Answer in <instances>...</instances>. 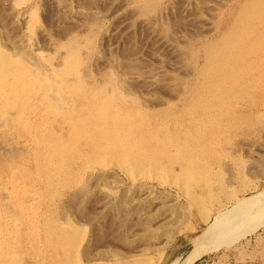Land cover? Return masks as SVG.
Here are the masks:
<instances>
[{"label": "bare ground", "instance_id": "1", "mask_svg": "<svg viewBox=\"0 0 264 264\" xmlns=\"http://www.w3.org/2000/svg\"><path fill=\"white\" fill-rule=\"evenodd\" d=\"M42 1L44 3H42ZM61 1H63V0H61ZM64 1H66V0H64ZM64 1H63L64 6L62 8L66 7L65 4L69 5V4L65 3ZM86 1H88V0H85L83 2H86ZM91 1H89V3H91ZM108 1L110 4V5L107 4V5H109V8H108V10H106L103 13L101 11H97L96 9H94L93 5H92L93 9L89 8L90 6L87 7L88 8L87 12L89 14H87V12L85 11L86 9L85 10L81 9L84 12L83 14H85L87 16L88 15L91 16L88 23L86 24V29H85L88 32L89 36H85L84 39H82V38H80V36L72 35V33L68 32L66 29L59 28V27H57V25H55V24H57L56 23L57 19L59 21H61L60 20L61 18L59 19V12L60 11H58V8H59V5H62V3L59 0L55 1V5L51 2V0H48V1L47 0H41L40 4H41V6L44 7V8H42L43 9V11H42L43 13L41 15L43 18L42 20H44L51 27H54L53 25H55V30L53 29V31L55 32V36H61L60 38L66 39V41L64 43L60 40L62 42L61 48L63 51H60V53L55 57V59L53 61L52 60L50 61V59H48L47 53H49L48 52L49 49L48 50L45 49L47 53L42 52V51L40 52L41 49L37 48L36 46H35L36 49L33 50L32 52H30L28 50H25V51L23 50L24 52L23 51L18 52V54H17V55H19L18 57L23 58V59H20L21 61L19 59L18 60L12 59L11 58L12 56H10L9 54H4L6 51H3V52L1 51L2 53L0 52V127L1 126H4V127L7 126L9 128V130H11L12 125L15 124L23 132L27 133V137H28L27 138V140H28L27 146H29V149L32 152L34 161L35 162L37 161V164H38L37 167L35 168L36 171L41 170V172H42L44 169L45 172L43 171L44 172L43 174H56L54 177H52L53 180H59L60 174H64V175L66 174V176L69 179L71 178L72 174H78V175H75L74 177L72 176L73 179L67 181L68 185L63 184L66 187V189H69L68 191H70V190L73 191V192H71L72 194H77L76 192L79 193V191H77V189L79 186L81 187V183L83 182L82 180H83V178H85V177H83V174H93L95 172H101V173L105 172L106 173L108 171H112L110 169L108 171L106 170L107 167H105V165H104V161L106 159L115 160L117 162V164L121 167L120 169L123 172V175L125 174L127 179L131 182L130 186L128 185L130 187V189H134V190L137 189L138 192L140 190V191H142V195H143V193H145V194L150 193L149 192L150 189H149L148 179L145 177L137 178V176H145L146 175L148 177V175H147L148 173L153 174L154 176L155 175L156 176H162L164 174H169L170 176L169 175L168 176L171 179L170 184L177 187L183 193L184 197H190V198L194 197L195 196L194 191L197 190V187L202 188L200 190H204L206 193H211V191L214 189V187L212 186V183H211L212 181L209 182L207 179L205 181V183H203L201 185L200 180H202V178H205L206 176L210 178L211 177L210 173H212V171H214V168L210 167V166L204 168V166L202 167L201 164H199L197 162L200 158L199 155L202 156V154H203V150L200 151V149L202 147V141L206 140V137L204 135L211 134L210 131L205 132L206 126L208 125L211 127V123H210L209 118L211 117V115H213L212 112L215 111L216 109H220L223 116H226L227 118L232 117L234 124L235 123L236 124L246 123L245 118L239 116L240 111L239 112L237 111V113H236V110H237L236 107L237 106L235 105L236 106L235 107L230 103V101H232V100H234L235 102L236 101H239L242 103L246 102L247 104H250L251 106H257L258 105V102H257L258 100L254 97V95H255V92L257 91L258 87H260V82L259 83L255 82L254 77L255 76H259L260 78L262 76L264 77V0H243L242 3H240V4L238 3L239 7L236 8L237 10H235L234 15L231 17V20L229 22H227V20H226L227 23H224L225 27L222 30L219 27V24L221 25V23L223 22L224 19L223 18L221 19V16H222L221 12L217 13V15H215L216 18H214V19H217V20L219 19V20L216 21V26H214L215 24L214 25L212 24V27H213V30L218 29V31H220V30L221 31L214 38H210V39L206 38L207 34H206V31H203V29H206L205 26H207L208 20L204 17H203L204 19L202 17H199L200 20L202 18V20H201L202 22L200 21L199 23L201 24L200 28L204 34L202 33V31H201V34L198 33L199 35L196 34V32H195V34L197 36L196 37L193 36V38L191 37V40H188V42H186V44H183L185 49L176 51V52H178V56L175 53L176 54V57H175L176 61L178 59V63L180 61L182 63H184L188 67L187 74H190L188 76L189 77L191 76V79L193 78L192 80L190 79L191 82L189 81V84L185 88L178 91L179 93L183 92L185 90L190 91V96H188V97H190L189 100L188 101L185 100L189 106L188 110H190L189 115H187V116H186V114L184 116H182V114L180 113L181 110L176 112L175 108L173 107L174 103L172 104L171 107L168 105V107L165 108L164 111H162L161 113L159 112V114H157V115L149 113V112L144 111V110H140V109H139V111H137V110L132 111L134 109L133 107L135 105H141V104L137 100H135L134 98H129L130 96L128 97V93H130V92H129V90L128 91L125 90L127 88V87H125V85L128 81H131L132 79H137L140 81L141 78L139 77L140 75H138V76H136L135 74L131 75V74H129V72H124L123 69H121V70H123L122 73L121 74L119 73V75H118V74H116L117 72L115 73V71H114L115 68L113 69L111 67L112 69H109L110 67L109 68L107 67L108 64L107 65L104 64L108 69H107V72H104V74L102 71L106 70V69L104 68V69L100 70V72H102V74H103V77H102L103 81L100 83H88V82H86V79H88V77H90L89 76L90 74L88 73V68H90V67H89V65H87L88 63L82 62V58H84V56H87V55L93 54V53H95L98 57V55H99V53L97 52L98 49H96L94 47V42H96L97 37L94 35L96 34L95 32L99 31L100 27L102 28L103 20L105 18L109 17V14L110 15H116V13H118L121 9L128 6L129 3H132L131 4L132 7H130V9H132L131 10L132 14L137 16L136 18L139 19L138 22L144 23L143 21L148 20V18H150L152 13L158 7L159 2L161 0H119V2L117 1V3H115L114 0H108ZM231 1L232 0H227L225 2V0H224V2H221V1L218 2L219 4L221 3L220 6L222 5V7H220L217 2L212 1V4H209L207 6V8L206 7L205 8L210 10V11L215 12V14H216L217 6H219L220 8L225 10L229 6ZM53 2H54V0H53ZM197 3H199V0ZM13 4H11V5L9 4V5L15 7V6L21 5L22 3L21 2L17 3L15 6ZM7 5H6V7H7ZM31 5L33 6V3ZM215 5H216V7H215ZM62 8H59V9L61 10ZM29 9H30V11L28 12L29 13V17H28L29 21L27 23L26 22L25 23H26V29L31 33V28L33 26V22L37 19L36 6L30 7ZM64 9L66 10V8H64ZM73 9L75 10L76 8L74 7ZM73 9H71V10H73ZM127 9L130 10L129 8H127ZM206 9H204V10H206ZM71 10H70V12H71ZM109 10H110V12H109ZM195 10H198V8H196ZM21 11H19V12H21ZM232 11H233V9H232ZM232 11L230 13L227 10L225 11L226 18H228V19L230 18V16L233 13ZM66 12H68V11H66ZM197 12L195 11L194 14H196ZM13 14L15 15V13H13ZM13 14H11V15H13ZM24 14H26V13H24ZM68 14H69V12H68ZM18 15H20V13ZM72 16H71V18H72ZM213 17H210V20L213 19ZM23 18L20 16V20H22ZM13 19H15V17ZM220 20H222V21H220ZM65 21H67V20H65ZM83 21H81V22H83ZM17 22H19V21L17 20ZM71 22H73V21H71ZM25 23H23V24H25ZM99 23H101V25ZM123 23H124V21H123ZM115 24H117V23H115ZM124 24H126V23H124ZM146 24L147 23H144V26H146ZM0 25H2V24H0ZM62 25H63V23H62ZM79 25H81V24H79ZM117 25H119V24H117ZM147 25L149 26V24H147ZM13 26H15V25H13ZM67 26H68V24H67ZM67 26H66V28L70 27V26L69 27H67ZM162 26H163V24H162ZM71 27H73L72 24H71ZM122 27H123V24H122ZM162 28H164V27H162ZM165 28L162 29L163 30L161 32L162 34L161 33L158 34V33L154 32V35L157 34V36L154 38L155 43L157 45H159L157 47L163 48V47H168V45H169V43L167 42V40L164 37L165 35L163 34V33L166 34ZM79 29L81 30V27ZM83 29L81 31H83ZM105 29H103V30H105ZM123 29L121 31H123ZM140 29H142V28H140ZM148 29H150V28H148ZM106 30H109V29H106ZM1 31H3V30H1ZM28 31H26V33H28ZM45 31H48V30L46 29V30H44V32ZM74 31H76V30H74ZM11 32H13V31H11ZM38 33H39V31H38ZM38 33L36 32V34H38ZM108 33L110 34V32H108ZM17 34H19V33H17ZM44 34H46V33L41 32V35H43V36H41V35L40 36L44 37V38L42 40V39H40L41 37L39 36L40 41L41 40L44 41V39H46ZM101 34H103V33H101ZM191 34H192V32L190 33V35ZM29 35H31V34H29ZM49 35H51V34H48V37H49ZM84 35H87V34H84ZM114 35H116V33ZM16 36L17 35H15V37ZM55 36L53 35V37H55ZM185 36H187V35H185ZM5 37H6V35H5ZM15 37H13V38H15ZM177 37L179 38V36H177ZM151 38L153 39V37H151ZM183 38H182V40H183ZM0 39H1V36H0ZM56 39H59V38H55L53 40L55 41ZM11 40H12V38H11ZM15 40H17V39H15ZM149 40H151V39H149ZM9 41L10 40L8 39V43H9ZM22 41H24V40L22 39ZM26 41H27V39H26ZM26 41H24L23 45L25 44ZM101 41L102 40H99L98 42H101ZM183 41L185 42L186 40H183ZM5 42L6 41H4V43ZM14 42H15V44L12 42L14 45V50L16 49L15 46H17V49L21 48L23 46V45L22 46L19 45L20 46L19 47L18 44L16 45L17 41H14ZM20 42H21V40H20ZM61 42L60 43L58 42V44H61ZM107 42H110V41L108 40ZM173 42H174V40H173ZM44 43L46 44L48 42L44 41ZM49 43H50V41H49ZM197 43H198V45H197ZM10 44H11V42H10ZM53 44H55V42ZM170 44H173V43H170ZM13 45L11 44L10 46L13 47ZM38 45L40 47L39 42H38ZM50 45H52V43ZM106 45H108V44H106ZM153 45L151 46L152 48H153ZM173 45H175V44H173ZM155 46L156 45H154V47ZM24 47H25V45L22 48L24 49ZM171 47H172V49L175 48L173 46H171ZM171 47H169L170 50H172ZM45 48H47V45ZM48 48H50V46ZM51 48H53V47H51ZM113 48H115V46ZM162 48H161V51H162ZM7 49H10V48L8 47ZM53 49L56 50L57 48H53ZM100 49H101V47H100ZM107 49H108V47H107ZM51 50L52 49H50V52H51ZM167 50H168V48H167ZM11 51H13L12 48L10 49V52ZM106 51L109 52V54L108 53L107 54H108V57H110V59H111L109 64L111 63L113 65V63L117 62V60H116L117 57H114L115 59L112 58L111 55L114 53H112L110 55V52H112V51H108V50H106ZM164 51H166V50H163V53L165 54L167 51L166 52H164ZM173 51H175V50H172L170 53H173ZM56 52H57V50H56ZM152 52H155V51H152ZM6 53H8V52H6ZM43 53H45V54H43ZM52 53L53 52H51V54ZM155 53H153L152 56L157 61H160L161 56L159 57V55H156ZM131 55H133V54L131 53ZM172 56H175V55H172ZM172 56H170V57H172ZM106 57H107V55H106ZM170 57H168V58H170ZM89 58H91V57H89ZM128 58H130V56ZM154 58H153V60H154ZM163 58H165V56L162 57V61H165V60H163ZM15 59H16V57H15ZM104 59H106V58H104ZM123 59H125V58H123ZM121 60L122 59H120V61ZM127 60L128 61H126V62H129V59H127ZM95 61L96 60H94V62H93L94 65H95ZM167 61H170L169 65H168V63L166 64V62H165L166 66L167 65L170 66L169 68L172 67L171 65H174L175 66L174 68L177 67V64L175 63V60L173 58L170 60H167ZM137 62H139V61H137ZM137 62H135V63H137ZM162 63L164 64V62H162ZM108 66H110V65H108ZM123 66H124V64H123ZM127 66L128 65H126V67H124V68H127ZM102 67H104V66L102 65ZM135 67H136V65L134 66V64H133V68H135ZM154 69H151V71H153ZM158 70H159V68H158ZM181 71H183V70L181 69ZM98 72H99V70H98ZM175 74H173V75H175ZM182 74H184V72ZM187 74H185L186 78H187V76H186ZM91 76H92V74H91ZM151 76L153 79V75H151ZM121 77H124L125 81L123 80V78L121 79ZM156 77H158V76H156ZM162 77H164V76H162ZM176 77H179V75H177ZM183 77H182V79H183ZM98 78L100 79V77H98ZM159 78H160V76H159ZM164 78H166V77H164ZM6 79H7V86H5V84H4V81ZM93 79H95V78H93ZM258 79H256V80H258ZM160 80H161V78H160ZM143 81H142V83H143ZM145 81H147V80L145 79ZM169 81H170V79H169ZM92 82H94V80ZM148 83L149 84H147V85H151L149 81H148ZM152 83H155V82L153 81ZM132 84H134V83H131V85ZM139 84L140 83H138L137 85H139ZM169 84H170V82H169ZM169 84L164 83V85L167 87ZM175 84H176V82H175ZM183 84H180V85H183ZM250 84H254L253 87L257 86V89L254 88V90H253V88H250V86H251ZM128 85H130V84H128ZM170 85L172 86V84H170ZM174 86H178V85H174ZM176 88H178V87H176ZM130 94H132V93H130ZM177 96H179V95H177ZM138 97H141V96L138 95ZM185 97L186 96H184V98ZM146 99H148V98H146ZM172 99H174V98L171 97V100ZM143 100H144V98H143ZM182 100H184V99H182ZM261 100H259L260 103L262 102ZM146 103H147V101H146ZM158 103H159V101H158ZM178 103H180V102L178 101ZM160 104H162V103H160ZM6 105H7V107H9V106L10 107H12V106L16 107L17 113H15L14 116L11 114H10V117L8 115L5 116L4 108L2 109V107H5ZM143 105H145V104H143ZM162 105L164 106V104H162ZM156 107L157 106H155V108ZM204 107L207 108V110L211 109V111H208V114H207L206 109H204ZM178 109H180V107H178ZM238 109L240 110L241 108H238ZM242 109H244V108H242ZM182 110L184 111V109H182ZM151 112H152V110H151ZM157 112H158V110H157ZM241 113H242V111H241ZM256 113H258V112H256ZM179 114H181V116L183 117V118L181 117L182 119L180 121H178V115ZM260 115H259V113L256 116L253 115L254 117H252V122H251V118H250L249 121L251 122V124L249 127L253 128V131H252L253 133H256V134H259L260 136H263L264 125L262 123H258V118ZM263 115L264 114H262V116ZM249 127H247V128H248V131L250 132ZM11 137L13 139H15V134L11 133ZM250 137H248V138H250ZM199 138H200V141H199ZM1 140H0V142H1ZM0 146H2V145H0ZM18 148H20V147H18ZM85 148H87L88 150ZM8 149H10L11 151H13V150L17 151V148H15V149L8 148ZM8 149H5V150H8ZM1 150H0V152H1ZM24 150H25V148H24ZM13 152L15 153V151H13ZM9 155L7 153L6 156L8 157ZM11 155H12V157H14L13 154H11ZM74 156H79L81 159L76 162V166L74 168H71L70 163H71V160ZM7 157H5V158H7ZM260 159L262 161V157L259 158V160ZM263 160H264V158H263ZM10 162H11V160H10ZM95 162H97L98 164H95ZM203 162H205V161H203ZM5 163H7V162H5ZM91 163L95 164V166H91ZM167 163L176 164V165L180 166L179 170L176 173H174L172 168L167 166ZM12 164H13V162H12ZM9 165L10 164H8V167H9ZM97 165L98 166L100 165V167H97ZM205 165L207 166V164H205ZM255 166H258V165H255ZM262 167H263V165H262ZM25 171H28V170L25 169ZM25 171H23L22 169H14V171H12V173L16 174V175L20 174V178H22V179H15L14 177H12L13 175L12 176L9 175L11 180L8 181V185L11 186V190L13 188V189L17 190L18 194H22V195L18 196L11 191H9V193L7 194V178H5L6 176L4 177L3 184L0 185V202L2 201L3 206L6 209H7V205L9 206V209H11V210H9V209L8 210L10 212V215L12 216L11 219L14 222L12 229L8 231L9 233L13 232L12 237L7 236V225L4 226L2 223H0V225L2 226V227L0 226V264H20V258H21L22 253H19V252H21V250L19 248L21 247L22 242H21V240L18 241V235L16 233V228L18 226V217L20 215L22 216V213L25 216V220L23 221L24 227H25L23 233L26 234V240H28V241L30 240V242L28 244L31 247L35 243L38 244L37 246H35L36 247V253L34 256H32L33 261H31L30 264H84L82 262V260H86L85 258H86L87 253L84 252L85 257L82 256L83 253L81 254V250L83 248V245L81 242V238H79V235H80V233H82L83 230L79 229L78 231L75 232V236H72V235L70 236L68 234L67 226L63 227V226H61V224H56L55 222L52 223L51 221H48V223L47 222L44 223V225L41 227V228H44V235L46 238H44V240H41V241L37 239V238H39V236H38L39 229L36 230V226L34 223L29 224V220L33 219V218H31V214L34 217L38 216V214H37L38 207L34 204V197H31L30 193L25 191L27 186H28L25 184V180H24L25 179L24 177H26ZM259 172H260V170H259ZM22 174H24V176H22ZM253 174H254V172H253ZM113 175L115 176V174H113ZM165 176H167V175H165ZM165 176H163V178ZM106 178H108V177H106ZM158 180H160V179H158ZM165 180H166V178H165ZM40 181H41V179H40ZM45 181L48 184L49 190H53L57 186L61 185V183H57L56 181L53 183L48 182L49 178H45ZM103 182H105V181H103ZM112 182H114V180ZM160 182H161V184L163 183L162 181H160ZM71 183H73V184H71ZM91 183H95V181H93ZM220 184H221V181H220ZM107 185H108V183H107ZM110 185L111 184L109 183V186ZM109 186H107V187H109ZM159 187H161V186H159ZM239 188H241V187H239ZM29 189H30V187H29ZM111 191L112 190H110V192ZM129 191H131V190H129ZM85 192H87V190H85ZM157 192H159V191H157ZM175 192H177V191H175ZM31 194H33V193H31ZM51 195H49V196H51ZM100 195H103V194H100ZM140 195H139V197H140ZM122 196H123V194H122ZM21 197H23L24 200H21ZM134 197H135V195H134ZM82 198H84V197H82V195H81V198L80 197L78 198L76 196V199L78 200L77 202H79L81 204L83 202ZM99 198H100V196H99ZM105 198H106V200H104L103 204L105 207H107L108 202H111L112 198L109 196H106ZM140 199H142V198L140 197ZM202 199H203V197L201 198L200 196H196L194 198L196 204H200L202 202ZM95 200H96V198H95ZM129 200L130 199L128 198V201ZM133 200L134 199H132V201ZM157 200H159V199H157ZM64 201H65V199H64ZM74 201H76V200H74ZM176 201H177V199H176ZM92 202H94V200ZM122 202H123V199H122L121 203ZM155 202H156V200H155ZM165 202H167V201H165ZM95 203L97 204V202H95ZM123 203H125L126 209L127 208L129 209L128 205H126L127 202H123ZM150 203H152V202H150ZM229 204H230V202H228V203L226 202V203L219 205L220 208L218 209L215 216L213 217V221L211 223H209V225H207L206 229L202 232V234L200 236L198 235V237L195 239V241H194L195 250L193 249L194 252L190 253V258H191L190 262H192V260L194 259L193 256H198L201 253L210 251V249H212L213 242L215 241L214 240L215 237L219 236V235H217L218 233H222L224 231H227L226 234L228 236H226V238L228 239L227 240V242H228L230 239L235 238L236 236L244 235L248 231H254L257 228V226L259 227L261 220L264 219V187H262L261 190L257 192V194L251 195L248 198L243 197L236 204H231V205H229ZM62 205H60L61 208H63ZM123 205H122V207H123ZM143 205H146V204H143ZM67 206L68 205H66V209H68V207L71 208L70 205L68 207ZM89 206H90V204H89ZM130 207L132 208V206H130ZM168 207L172 208L170 205ZM64 208H63V211L66 210ZM72 208H74V207H72ZM98 209H99V207H98ZM133 210H134V207H133ZM138 210L140 211L141 207ZM120 211L118 214H120L122 212V211L121 212ZM169 211H171V209ZM172 211L174 212V210H172ZM100 212H98V213L100 214ZM62 213H64V212H62ZM92 213L94 215V212H92ZM113 213H114V211H113ZM143 213H145V212H143ZM79 214H80V212H79ZM86 214H88V213H86ZM57 215H59V214H57ZM165 215H167V214H165ZM62 216H64V215L62 214ZM106 216H108V215H106ZM70 217H71V215H70ZM81 217H83V216H81ZM124 217H126V216H124ZM0 218H1V216H0ZM65 218H67V216ZM167 218H168V216L166 217V219ZM70 219H68V220H70ZM89 219L90 218L88 216V218L85 221H88ZM173 219H175V218H173ZM160 220H161V218H160ZM162 220L164 221V219H162ZM6 221H7V217L5 218L4 223H6ZM59 221H60V219H59ZM113 221H111V222H113ZM143 221L145 222V220H143ZM170 222H168L169 223L168 225H170ZM102 223H103V221H102ZM156 223H157V221H156ZM116 224H117V221H116ZM119 224H121V223L119 222ZM146 224H147V222H145V225L143 224V226L148 225V224L147 225ZM171 224L174 225L172 222H171ZM64 225H65V223H64ZM166 225H167V223L165 224V226ZM172 225H170V226H172ZM93 227H95V226L93 225ZM97 227H98V225H97ZM97 227H95V228H97ZM127 227H129V226H127ZM127 227H126V231L129 230V229H127ZM91 228H92V226H91ZM144 228H146V227H144ZM82 229H84V228H82ZM115 229H116V227H114V230ZM114 230L112 228L111 231L114 232ZM165 230H167V229H165ZM101 232H103V231H101ZM127 232L125 235H127ZM118 233H121V232L118 231ZM161 233H163L162 230H161ZM50 236H53V237H50ZM132 236H134V235L132 234L130 237H132ZM115 237H116V234H115ZM119 239H118V241H119ZM29 245H28V247H29ZM157 245H159V244L157 243ZM90 248H89V250H91ZM111 248H113V247H111ZM84 250H85V248H84ZM146 251L147 250H145L144 252H146ZM140 252H142V251H140ZM239 252H241V251H239ZM129 259H131V258L129 257ZM98 260H99V258H98ZM146 260H148V259H146ZM90 262L92 263V260H89V262L86 260V263H90ZM128 262H130V260ZM134 262H135V260H134ZM142 262H144V261H142ZM146 262H148V261H146ZM176 262L177 261H175L172 264H176ZM94 264H96V263H94ZM132 264H134V263H132Z\"/></svg>", "mask_w": 264, "mask_h": 264}, {"label": "rangeland", "instance_id": "2", "mask_svg": "<svg viewBox=\"0 0 264 264\" xmlns=\"http://www.w3.org/2000/svg\"><path fill=\"white\" fill-rule=\"evenodd\" d=\"M55 1H57V0H54V2H53V0H51V2L54 5H55ZM59 1L62 3V5H59V8H62L64 6L63 5L64 0L63 1L59 0ZM80 1L79 0H70V1L66 0V1H64L65 3H67L69 5L65 4L66 7H64V8H66V10L64 8H62L61 10L58 8V11H60L59 12V19L61 18L60 19L61 21H59L57 19L58 22L56 21L57 24H55V25H57V27H59V28L66 29L68 32H71L72 35H77V36H80V38L84 39L85 36H89L88 32L85 29H86V24L88 23L91 16H89V15L87 16V15L83 14L84 12L82 10L86 9L85 11L87 12V9H88L87 7L90 6L89 8H92L94 6V9H96L97 11H101L103 13L106 10H108L110 4H109L108 0H92V1L88 0L86 2H83L85 0H82L81 2ZM89 1H91L92 4L89 3ZM114 1H115V3H117V1L119 2V0H114ZM210 1L211 0H203V1L199 0V3H197L198 0H189V1L188 0H161L159 2L158 7L152 13L150 18H148V20L143 21L144 23L149 24L150 27L147 24H146V26L150 29H148L146 26H144V23L138 22L139 19L136 18L137 16L132 14V12H131L132 9H130V7H132L131 6L132 3H129L128 6L121 9L118 13H116V15H110L109 14V17L105 18L103 20V23H102L103 24L102 28L104 27L103 29H105L107 27L106 29H109V30H106V29L103 30L100 27L99 31L95 32L96 33L95 35L93 34L94 36L97 37L96 42H94V47L96 49H98V51H97L99 53L98 57L95 53H93V54L87 55L88 57L84 56V58H82V62L88 63L87 65H89V67H90V68H88V73L90 74L89 75L90 77H88V79H86V82H88V83H100V82H102L103 81V79H102L103 74H104V72H107V69L109 67H110L109 69L115 68L114 71H115V73L117 72L116 74H118V75H119V73L121 74L123 70H124V72H129V74H131V75H134V74L136 76L140 75L139 76L141 78L140 81L137 79H132L131 81H128L129 83L127 82L130 85H128L127 83L125 85V87L128 88V89L126 88L125 90H127V91L129 90V92L132 93V94L128 93V97L130 96L129 98H134L135 100H137L141 104V105H135L133 107L134 109L132 111H135V110L139 111V109H140V110H144V111H147L149 113L157 115V114H159V112L161 113L162 111H164V109L167 108L168 105L171 107L172 104L174 103L173 107L175 108L176 112L181 110L180 113L182 114V116H184L185 114H186V116L189 115L190 110H188L189 106H188V103L186 101H188L190 98V97H188V96H190V91L185 90V91L180 92V93L178 91L185 88L189 84V81L191 82V80L193 78L191 79V76L190 77L188 76L190 74H187L188 67L184 63H182L180 60H179L180 61L179 63H178V59L176 61V59H175L176 54L178 56V52H176V51L184 50L185 48H184L183 44H186V42H188V40H191V37L192 38H193V36L196 37L197 36L196 34H198V33L201 34L202 30L200 28L201 24L199 22L202 20L203 17L208 20L207 26H205L206 29H203V31H206V34H207L206 38L210 39V38H214L215 36H217V34L220 33V31L225 27L224 23H227L231 20V17L234 15L235 10H237L236 8L239 7V4L242 3L243 0H232L231 3L229 4L230 7L228 6L225 10L220 8V7H222V5L220 6L221 3L220 4L218 3L220 1L224 2V0L223 1L222 0H212L213 2L214 1L217 2L220 6V7L217 6L216 14H215V12L206 9L209 4H212V1L211 2ZM226 1L227 0H225V2ZM20 2L22 3L21 5L15 6L17 3H20ZM32 3H33V6H36L37 19L33 22V26L31 28V33H30L26 29V23L29 21V19H28L29 13L28 12L30 11L29 8L33 7L31 5ZM40 3H41V0H0V18H1L0 24H2V25H0V36H1L0 52L6 51L8 53L5 52L4 54H9L10 56H12L11 58L14 60H18V59L20 60V59H23L22 57H18L19 55H17L18 52H20V51L22 52L23 50L24 51L28 50V51L32 52L37 47V48L41 49L40 52L42 51V52L47 53L46 50L49 49L48 52L50 54L47 53L48 59H50V61L51 60L53 61L55 59V57L60 53V51H63L61 48V45H62V42L64 43L66 41V39L60 38L61 36H55V32L53 31V29L55 30V25H53L54 27H51L44 20H42L43 19L41 16L43 13L42 8H44V7L41 6ZM42 3H44V2L42 1ZM5 4L6 5L8 4L7 7ZM9 4L10 5L13 4L15 7L10 6ZM107 4H109V5H107ZM68 6L69 7L71 6L72 7V8L70 7L71 9H73L74 7L76 9L75 10L73 9L74 10L73 11ZM215 7H216V5H215ZM127 8H129L130 10H128ZM196 8H198V10H195ZM204 9H206V10H204ZM232 9H233V11H232ZM70 10H71V12H70ZM226 10L229 13L231 11L233 12L229 19L226 18V13H225ZM19 11H21V12H19ZM66 11H68L69 14ZM195 11L196 12L198 11L197 12L198 14L197 13L194 14ZM109 12H110V10H109ZM219 12H221V15H222L221 19L222 18L224 19L223 22L221 23V25L219 24V27L221 28V30L219 29L220 31H218V29L213 30V27H212V24L213 25L215 24L214 26H216V21L219 20V19L218 20L214 19V18H216L215 15H217V13H219ZM13 13H15V15ZM19 13H20V15H18ZM24 13H26V14H24ZM11 14H13V15H11ZM87 14H89V13L87 12ZM20 16L22 18L23 17L24 18L22 20H20ZM71 16H72V18H71ZM12 17L13 18L15 17L16 20L13 19ZM199 17H202L201 20ZM210 17H213V19L210 20ZM17 20L19 22H17ZM65 20H67V21H65ZM226 20H227V22H226ZM71 21H73V22H71ZM81 21H83L85 24ZM123 21L126 24H124ZM220 21H222V20H220ZM23 23H25V24H23ZM62 23H63V25H62ZM78 23L81 25H79ZM115 23H117L119 25H117ZM67 24H68V26H67ZM71 24L73 27H71ZM99 24L101 25V23H99ZM122 24H123V27H122ZM162 24H163V26H162ZM13 25H15V26H13ZM65 25L67 27H69V26L70 27L66 28ZM80 27H81V30L84 27L85 28L83 29V31H81L79 29ZM162 27H164V28L166 27L165 28L166 34L165 33H163V34L165 35L164 37L170 45V46L168 45V47H163V48L157 47L159 45H157L155 43V39H154L157 36V34L154 35V32L158 33V34L161 33L163 31L162 29H164ZM140 28H142V29H140ZM46 29L48 31L44 32V30H46ZM122 29H123V31H121ZM1 30H3V31H1ZM74 30H76V31H74ZM11 31H13V32H11ZM26 31H28V33H26ZM38 31H39V33H38ZM190 31L192 32L191 35H190V33H191ZM203 31H202V33H203ZM36 32L38 34H36ZM41 32L46 33V34H44V36L47 40L44 39V41L48 42V43L50 41L49 44L48 43L45 44L44 41H42L44 37H41V36H43V35H41ZM108 32H110V34ZM195 32H196V34H195ZM17 33H19V34H17ZM101 33H103V34H101ZM111 33L113 35L116 33V35L113 36ZM29 34H31V35H29ZM48 34H51L52 36L49 35V37H48ZM84 34H87V35H84ZM5 35H6V37H5ZM15 35H17V36L15 37ZM53 35L55 37H53ZM185 35H187V36H185ZM39 36L41 37L40 39H42L41 41L39 39ZM177 36H179V38ZM10 37L12 38V40ZM13 37H15V38H13ZM151 37H153V39ZM55 38H59V39H56L54 41L53 39H55ZM182 38H183V40H186V41L184 42L182 40ZM8 39L10 40L9 43H8ZM15 39H17V40H15ZM22 39L24 41H26V39H27V41L24 44L25 45L24 49L22 48L24 46L23 45L24 41H22ZM149 39H151V40H149ZM3 40L6 41L5 42L6 44L4 43ZM20 40L22 43L20 42ZM99 40H102V41L98 42ZM108 40L110 42H107ZM173 40H174V42H173ZM14 41H17L16 45L18 44V46L19 45L20 46L23 45V46L21 48H18V49H17V46H15L16 49L14 50V45H13V43L15 44ZM10 42L13 45V47L10 46L11 45ZM38 42H39L41 48L39 47ZM54 42H55V44H53ZM58 42L59 43L61 42V44H58ZM51 43H52V45H50ZM170 43H173L175 45L170 44ZM106 44H108V45H106ZM153 44L156 46L154 47ZM46 45H47V48H45ZM152 45H153V48L151 47ZM197 45H198V43H197ZM49 46H50V48H48ZM99 46L101 47V49ZM114 46H115V48H113ZM171 46H173L175 48L172 49ZM8 47L10 49L12 48L13 51L10 52V49H7ZM51 47L57 48L56 49L57 52L55 49H53ZM107 47H108V49H107ZM169 47H171V49L175 50V51H173V53H170L172 50H170ZM161 48H162V51H161ZM167 48H168V50H167ZM50 49L53 50V51L51 50V52H53L52 54L50 52ZM106 50L112 51V52H110V55L112 53H114L111 55L112 58L117 57L116 58L117 62L113 63V65L111 63L109 64L111 59H110V57H108L109 52H107ZM163 50H166L167 52L164 51V52H166L164 54ZM152 51H155L156 53L152 52ZM45 53H43V54H45ZM131 53L134 56L131 55ZM153 53H155L156 55H159V57L161 56L160 61H157L152 56ZM105 54L107 55V57ZM172 55H175V56H172ZM129 56H130V58H128ZM164 56H165V58H163V60H165V61H162V57H164ZM170 56H172V57H170ZM15 57H16V59H15ZM89 57H91V58H89ZM168 57H170V58H168ZM104 58H106V59H104ZM123 58H125V59H123ZM153 58H154V60H153ZM172 58L175 60V63L177 64L176 68H174L175 67L174 65H171L172 66L171 68H169L170 66H168L170 61H167V60H170ZM120 59H122V60L120 61ZM127 59H129V62H126V61H128ZM94 60H96L95 61L96 66L93 63ZM137 61H139V62H137ZM135 62H137V63H135ZM162 62H164V64L166 62V64L168 63V65L167 66H166V64L164 65ZM104 64L105 65L108 64L110 66L107 65V67H108L107 68ZM123 64H124V66H123ZM133 64H134V66L136 65L135 68H133ZM102 65L104 67H102ZM126 65H128L127 68L129 70L127 68H124V67H126ZM104 68L106 70H103L102 71L103 74H102V72H100V70H102ZM150 68L151 69L155 68V69L153 71H151ZM158 68H159V70H158ZM121 69H123V70H121ZM181 69L183 71H181ZM98 70H99V72H98ZM181 72L182 73L184 72V74H182ZM91 74H92V76H91ZM173 74H175V75H173ZM185 74H187L186 76L188 79L185 77ZM95 75L96 76L98 75V76L96 77ZM151 75H153V79H152ZM155 75L158 77H156ZM177 75H179V77H176ZM159 76H160L162 81L160 80ZM162 76H164L166 78H164ZM181 76L182 77L184 76L183 79ZM98 77H100V79ZM93 78H95V79H93ZM122 78H123V80L125 79L124 77H121V79ZM254 78H255L254 79L255 82H258V83L260 82V87H258V89H257V86L253 87L254 84H250L251 85L250 88H253V90H254V88L257 89V91L255 92V95H254V97L258 100L257 106H251L250 104H247L246 102L242 103L239 101L235 102L234 100L230 101V103L233 106H235V105L237 106V107L235 106L237 108L236 113H237V111L238 112L240 111L239 116L245 118L246 123H244V124H236L235 123L234 124L232 117L227 118L226 116L222 115V112L220 109H216L215 111L212 112L213 115H211V117L209 118L210 123H211V127L208 125L206 126L205 132L210 131L211 134L204 135L206 137V140L202 141V147L200 149V151L203 150V154H202V156L199 155L200 158L197 162L199 164H201L202 167L204 166V168H206L208 166L214 168V171H212V173H210L211 174L210 178L206 176L205 178H202V180H200L201 185L203 183H205V181L207 179L209 182L212 181L211 183H212V186L214 187V189L211 191V193H206L204 190H200L202 188L197 187V190L194 191V193H195L194 197H191V198L190 197H184L183 193L177 187L170 184L171 179L169 177L170 176L169 174H164L162 176H156V175L154 176L153 174L148 173L147 174L148 177L146 175L145 176H137V178L145 177L148 179V184H149V189H150L149 192L150 193H146V194L143 193V195H142V191L139 190V192H140L139 193L137 189L136 190L130 189L129 186H130L131 182L127 179L125 174L123 175V172L120 169L121 167L117 164V162L115 160L106 159L104 161V165H105V167H107L106 170L108 171L110 169L112 171H108L109 173L108 172H106V173L105 172H102V173L101 172H95L93 174H83V177H85V178H83V180H82L83 182L81 183V187L79 186L77 189V191H79V193L76 192L77 194H72L71 192H73V191L72 190L68 191L69 189H66V187L64 185H68L67 181L73 179V177L75 175H78V174H72L73 177L71 176L70 179L66 176V174L65 175L60 174L59 180H53L52 177H54L56 174H43L45 172L44 169H43L44 172L43 171L41 172V170L36 171L35 168L37 167L38 164H37V161L36 162L34 161L32 152L29 149V146H27V143H28L27 133L23 132L15 124L12 125L11 130H9V128L7 126H5V127L1 126L0 127V140L3 138L0 142V145H2V146H0V150L1 149L3 150V151L1 150V152H0L1 153L0 154V159H1L0 160V185L3 184L4 177L6 176L5 178H7V194L9 193V191H11L18 196L22 195V194H18L17 190H15L13 188L11 190V186L8 185V181L11 180L9 175H11V176L13 175L12 177H14L15 179H22V178H20V174H17V175L13 174L12 171H14V169H22L23 171H25V169H27L28 171H25L26 177H24L25 178L24 180H25V184L28 185L30 187V189L27 186L25 191L30 193L31 197H34V204L38 207V212H37L38 216L34 217L31 214V218H33V219L29 220V224L34 223L36 226V230L39 229V232H38L39 238H37V239L41 241V240H44V238H46L44 235V228H41V227L44 225V223H46V222L48 223V221H51L52 223L55 222L56 224H61V226H63V227L67 226L68 234L70 236L71 235L75 236V232L78 231L79 229H81V230H83L82 233H80L81 236L79 235V238H81V242L83 245V248L81 250V254L83 253L82 256L85 257L84 252H86L87 255H86L85 259L88 262H89V260H92L93 264L94 263H96V264H111V263L112 264H125V263L126 264H132V263H134V264H172L175 261H177L176 264L178 262H179L178 264H264V219L261 220L259 227L257 226V228L254 231H248L244 235L236 236L235 238L230 239L228 242H227L228 239L226 238V236H228L226 234L227 231H224L222 233H218L217 235H219V236L215 237V239H214L215 241L213 242L212 249H210V251L203 252L198 256H193L194 259L192 260V262H190V260H191L190 253L194 252L193 249L195 250V247H194L195 239L198 237V235L200 236L202 234V232L206 229L207 225H209V223H211L213 221V217L215 216L216 212L220 208L219 205L226 203V202L227 203L230 202L229 205L236 204L243 197L248 198L251 195L257 194V192L260 191L262 187H264V162H263L264 161L263 160V158H264V137H263L264 134H263V136H260L259 134L253 133L252 132L253 128L249 127L251 122H252V117L258 115V113H259V115L261 114L258 118V123H262L264 125V118H263L264 115L262 116V114H264L263 113L264 112V105H263L264 104V100H263L264 99V81H263L264 77L262 76L260 78L259 76H255ZM145 79L147 81H145ZM169 79H170V81H169ZM256 79H258L259 81ZM93 80H94V82H92ZM152 80L155 83H152L153 82ZM142 81H143V83H142ZM148 81L150 82L151 85H147V84H149ZM169 82H170V84H172V86L169 84ZM175 82H176V84H175ZM131 83H134V84H132L133 86L131 85ZM138 83H140V84L137 85ZM164 83L169 84L168 87L165 86ZM4 84H5V86H7V79L4 81ZM173 84L178 85V86H174ZM180 84H183V85H180ZM176 87H178V88H176ZM138 95H140L141 97H138ZM177 95H179V96H177ZM184 96H186V97L184 98ZM171 97L174 99L171 100ZM143 98H144V100H143ZM146 98H148V99H146ZM182 99H184V100H182ZM145 100L147 101V103ZM259 100H261L262 102L260 103ZM158 101H159V103H158ZM178 101L180 103H178ZM160 103L164 104V106ZM143 104H145V105H143ZM155 106H157V107L155 108ZM178 107H180V109H178ZM3 108H4L5 116L8 115L10 117V114L14 116L15 113H17L16 107H13V106L7 107V105H6L5 107H2V109ZM238 108H241V109L239 110ZM242 108H244V109H242ZM182 109H184V111ZM204 109H206L207 114H208V111H211V109L207 110V108H205V107H204ZM151 110H152V112H151ZM157 110H158V112H157ZM241 111H242V113H241ZM256 112H258V113H256ZM181 114L178 115V121H180L183 118L181 116ZM250 118H251V122L249 121ZM247 127H249L250 132L248 131ZM11 133L15 134V139H13L11 137ZM248 137H250V138H248ZM199 141H200V138H199ZM17 146L20 148H18ZM14 147L17 148V151L13 150V151H15V153L13 151H11L10 149H8V148L15 149ZM24 148H25V150H24ZM5 149H8V150H5ZM85 149H87V148H85ZM7 153H8V155L13 154L14 157H12V155L11 156L9 155L7 157L6 156ZM4 156L7 157L8 159L5 158ZM261 157H262V161H261V159L259 160V158H261ZM80 159L81 158L79 156H74L71 160V163H70L71 168H74L76 166V162ZM10 160H11V162H10ZM203 161H205V162H203ZM5 162L10 164L9 167H8V164ZM12 162H13V164H12ZM95 164H98V163L95 162ZM95 164L91 163V166H95ZM205 164H207V166ZM255 165H258V166H255ZM262 165H263V167H262ZM167 166L171 167L174 173H176L180 167L176 164H171V163H167ZM97 167H100V165L99 166L97 165ZM259 170H260V172H259ZM253 172H254V174H253ZM113 174H115V176ZM165 175H167V176L169 175V176L167 177ZM22 176H24V174H22ZM163 176H165V177L163 178ZM106 177H108V178H106ZM45 178H49L48 182L53 183L56 181L57 183H61V185L57 186L53 190H49V187L45 181ZM165 178H166V180H165ZM40 179H41V181H40ZM156 179L157 180L160 179V180L157 181ZM113 180H114V182H112ZM90 181L91 182L95 181V183H91ZM103 181H105V182H103ZM160 181H162L163 183L161 184ZM220 181H221V184H220ZM73 183H71V184H73ZM107 183H108V185H107ZM109 183L111 184L110 185L111 187L109 186ZM107 186H109V187H107ZM159 186H161V187H159ZM239 187H241V188H239ZM85 190H87V192H85ZM110 190H112V191L110 192ZM129 190H131V191H129ZM157 191H159V192H157ZM175 191H177V192H175ZM31 193H33V194H31ZM100 194H103V195H100ZM122 194H123V196H122ZM49 195H51V196H49ZM75 195L78 198L79 197L81 198V195H82V197H84V198H82L83 202L81 204L79 202H77L78 200L76 199ZM134 195H135V197H134ZM139 195L142 199H140ZM99 196H100V198H99ZM106 196H109L112 198L111 202H108L107 207H105L103 204L104 200H106V198H105ZM196 196H200L201 198L203 197L202 202L200 204L195 203L194 198ZM95 198H96V200H95ZM128 198L130 199L129 200L130 202L128 201ZM64 199H65V201H64ZM122 199H123V202L128 203V204L126 203V205H128L129 209L128 208L126 209L125 203H123V202L121 203ZM132 199H134V200L132 201ZM157 199H159V200H157ZM176 199H177V201H176ZM21 200H24V198L21 197ZM74 200H76V201H74ZM93 200H94V202H92ZM155 200H156V202H155ZM165 201H167L168 203ZM72 202L73 203L75 202V203L73 204ZM95 202H97V204ZM150 202H152V203H150ZM59 204L60 205L63 204L62 207L63 208L65 207L64 209H66V205H68V206L70 205L71 208L67 206L69 210L66 209L63 211V208H61ZM89 204H90V206H89ZM121 204L122 205L124 204L123 205L124 208L122 207ZM143 204H146V205H143ZM169 205L172 208L168 207ZM97 206L99 207L100 210L98 209ZM130 206H132V208ZM139 206L141 207L140 211L138 210L140 208ZM72 207H74V208H72ZM133 207H134V210H133ZM8 209H9V206L7 205V209H6L3 206V203L1 201L0 202V216H1L0 223H2L4 226L7 225V236L12 237L13 232L9 233L8 231L12 229L14 222L11 219L12 216L10 215V212H9V210H11V209H9V210ZM170 209H171V211H169ZM172 210H174V212ZM61 211L64 213H62ZM78 211L80 212V214ZM113 211H114V213H113ZM119 211L121 212L120 214H118ZM92 212H94V215ZM98 212H100V214ZM143 212H145V213H143ZM86 213H88V214H86ZM57 214H59V215H57ZM62 214L64 216H62ZM165 214H167V215H165ZM65 215L67 216V218H65L66 217ZM70 215H71V217H70ZM106 215H108V216H106ZM81 216H83V217H81ZM88 216L90 219L88 221H85L88 218ZM124 216H126V217H124ZM167 216L169 219L168 218L166 219ZM6 217H7V221H6V223H4V220ZM58 218L60 219V221ZM160 218H161V220H160ZM173 218H175V219H173ZM68 219H70V220H68ZM162 219H164V221ZM24 220H25V216L22 213V216L20 215L18 217V226L16 228V233L18 235V241L21 240V242H22V245L19 248L21 250V252H19V253H22L21 258H20V264H30V262L33 261L32 256H34L36 253V247L35 246H37L38 244L35 243L32 247L28 244L30 242V240L29 241L26 240V234L23 233L24 228H25L24 222H23ZM115 220L117 221V224H116ZM143 220H145V222H147V224H148V225L146 224L147 226H143V224L145 225V222ZM102 221H103V223H102ZM111 221H113V222H111ZM156 221H157V223H156ZM170 221L174 225H172ZM119 222L121 224H119ZM168 222H170V225H172V226L168 225L169 224ZM64 223H65V225H64ZM166 223H167V225L165 226ZM93 225L95 227H97V225H98V227L95 228V227H93ZM91 226H92V228H91ZM127 226H129V227H127ZM114 227H116L115 230H114ZM126 227H127V229H129V230H127L128 232L126 231ZM144 227H146V228H144ZM82 228H84L85 230ZM112 228H113L114 232L111 231ZM165 229H167V230H165ZM161 230L163 233H161ZM101 231H103V232H101ZM118 231H120L121 233H118ZM125 231L127 232V235H125L126 234ZM115 234H116V237H115ZM132 234L134 236L130 237ZM50 237H53V236H50ZM118 239H119V241H118ZM157 243L159 245H157ZM28 245H29V247H28ZM111 247H113V248H111ZM84 248H85V250H84ZM89 248L91 250H89ZM139 250L142 252H140ZM145 250H147V251L144 252ZM239 251H241V252H239ZM129 257L131 259H129ZM98 258H99V260H98ZM146 259H148V260H146ZM86 260H82V262L84 264H92L91 262L86 263ZM129 260H130V262H128ZM134 260H135V262H134ZM142 261H144V262H142ZM146 261H148V262H146Z\"/></svg>", "mask_w": 264, "mask_h": 264}]
</instances>
